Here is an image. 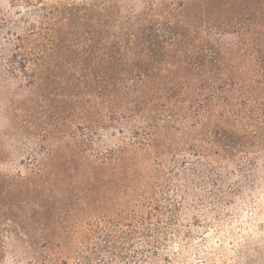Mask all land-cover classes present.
Wrapping results in <instances>:
<instances>
[{
	"label": "trees",
	"instance_id": "trees-1",
	"mask_svg": "<svg viewBox=\"0 0 264 264\" xmlns=\"http://www.w3.org/2000/svg\"><path fill=\"white\" fill-rule=\"evenodd\" d=\"M1 3L0 194L34 264L169 263L182 210L254 197L264 0Z\"/></svg>",
	"mask_w": 264,
	"mask_h": 264
},
{
	"label": "rangeland",
	"instance_id": "rangeland-1",
	"mask_svg": "<svg viewBox=\"0 0 264 264\" xmlns=\"http://www.w3.org/2000/svg\"><path fill=\"white\" fill-rule=\"evenodd\" d=\"M17 18L8 5L0 4V35L5 32V19ZM18 85V84H16ZM2 120H0V143ZM21 171L12 166L7 171ZM22 172V171H21ZM259 188L246 202H236L225 208L219 217L212 209L200 213L182 210L173 220V236L176 240L166 243L162 257L169 260L159 264H264V170L258 172ZM0 194V264H34L40 253L37 243L39 225L24 216L17 207L8 211L5 195ZM1 197L4 198L1 199ZM9 197V195H8ZM6 201V202H5ZM14 204V203H13ZM163 259V258H161Z\"/></svg>",
	"mask_w": 264,
	"mask_h": 264
}]
</instances>
